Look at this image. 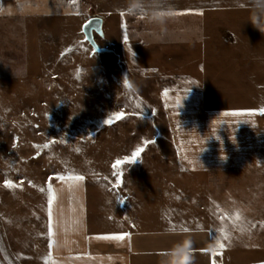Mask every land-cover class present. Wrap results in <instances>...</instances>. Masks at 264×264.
Instances as JSON below:
<instances>
[{"label":"rangeland","instance_id":"1","mask_svg":"<svg viewBox=\"0 0 264 264\" xmlns=\"http://www.w3.org/2000/svg\"><path fill=\"white\" fill-rule=\"evenodd\" d=\"M2 2L0 219L21 262L46 261L47 187L69 175H82L86 181L93 226L109 227L125 217L151 229L155 222L166 225L164 217L174 210L179 216L185 212L187 226L197 228L200 207L214 213L220 202L223 211L251 214L255 232L263 231L257 235L260 244L253 247L264 248V169L237 160L222 171L188 173L179 166L172 145L162 90L203 85L208 78L210 87H224L209 91L215 107L237 92L235 82L221 83L220 75L218 80L202 73L201 45L184 43L196 40L198 27L187 36L182 15L154 25L143 16L107 10L116 7L112 1H47L31 10L21 0ZM91 17L104 20L103 35L94 33V39L105 52H95L85 39L82 26ZM254 98L264 105V94ZM117 112L125 117L106 124ZM145 140L153 143L145 146ZM137 147L145 151L135 163L120 166L121 183L114 188L112 165ZM9 180L18 187H6ZM77 185V193L69 182L54 190L51 226L62 222L72 227L71 195L76 193L77 199L83 194ZM221 254L224 264H254L247 255L264 264L262 250Z\"/></svg>","mask_w":264,"mask_h":264},{"label":"crops","instance_id":"2","mask_svg":"<svg viewBox=\"0 0 264 264\" xmlns=\"http://www.w3.org/2000/svg\"><path fill=\"white\" fill-rule=\"evenodd\" d=\"M47 1L56 0H21V3L31 10ZM65 1L73 2L58 0L61 3ZM103 1L115 2L116 7L107 10L117 14L124 12L122 9L127 2ZM171 3L175 12L185 13L182 14V27L186 28L184 33L187 36L199 28L198 34L195 33L196 40L187 38L183 42L191 46L196 41L201 45L202 73L218 80L220 75L221 83L235 82L237 85L235 95L224 97L225 105L216 107L209 91L224 87H210L212 80L208 78L203 85L161 91L160 99L179 166L188 173H207L225 170L233 162L242 160L264 169V114L260 111L264 105H257L254 98L264 94V34L250 22L252 16L247 0H171ZM166 90L167 96L164 94ZM62 182H69L76 193L79 183L83 194H77L80 197L77 199L76 193L71 195L70 207L74 211L70 229L60 222L51 226L50 235L47 218L48 251L44 264H161L166 251L185 240L191 242L192 264H213V261L224 264L221 254L224 251H264V248L253 247L260 244L257 235L263 231L255 232L251 214L240 212L237 219V212L232 209L223 211L220 202L215 204L214 213L209 208L200 207L202 222L197 228L187 226L189 217L185 212L179 216L174 210L164 217L163 224L166 225H162V221L155 222L151 229H144L133 219L125 217L108 224L109 227H96L89 220L84 191L86 181L66 178L54 184L53 190L59 189ZM63 207L61 215L65 217L67 212ZM176 218L180 220H174ZM185 228L188 231H184ZM225 233L228 239H224ZM127 234H130V239ZM117 235L125 238H102ZM217 238L224 247L213 255L218 247ZM245 258L254 264L261 263L249 255ZM0 264H25L15 254L1 219Z\"/></svg>","mask_w":264,"mask_h":264},{"label":"clouds","instance_id":"3","mask_svg":"<svg viewBox=\"0 0 264 264\" xmlns=\"http://www.w3.org/2000/svg\"><path fill=\"white\" fill-rule=\"evenodd\" d=\"M247 7L252 16L250 22L264 34V0H247ZM122 10L131 16H143L154 25L172 18L176 11L171 0H127ZM192 255L191 242L185 240L167 250L161 264H192Z\"/></svg>","mask_w":264,"mask_h":264},{"label":"snow or ice","instance_id":"4","mask_svg":"<svg viewBox=\"0 0 264 264\" xmlns=\"http://www.w3.org/2000/svg\"><path fill=\"white\" fill-rule=\"evenodd\" d=\"M73 3H75V0H73ZM182 14H185V13H174V15H182ZM202 15V13H199ZM121 15H125L124 13H121ZM92 24V21H89L87 25H85V32L87 31V29L91 26ZM125 40H127V35H125ZM124 84H125V87L131 89L132 85L127 81L125 80L124 81ZM165 96H167V90L165 91ZM261 114H264V109H261ZM237 114H240V113H237ZM125 117V113L123 112H117L115 113L112 117L108 118L105 123L106 124H112L115 120H121ZM150 143H153V141L151 140H145L144 141V145L147 146L148 144ZM36 147H40L39 145H37ZM43 147L47 148L49 147V145H44ZM77 151H79V149H77ZM145 151V148L144 147H137L135 149V151L132 152L131 156H126L124 157V159H117L115 161V163L112 165V168L115 170L113 172V175L117 178V182L115 185H113L114 188H118L120 186V177L123 175V173L120 171V166L123 165V164H133L135 163L136 161L139 160L141 154ZM59 179L61 180H64L66 179L65 176H60ZM67 179L69 180H74V181H78V182H82L84 180V177L82 175H69L67 177ZM5 186L6 187H9V188H15V187H18V185H15L13 184L10 180L9 181H5ZM41 192H44L45 189L44 188H41L40 189ZM47 191L50 193V196H49V200H48V215H49V220L51 221V216H52V203H53V200L55 199V195H54V190H53V187H52V184L49 183L48 184V187H47ZM119 201L120 203H123V199L122 198H119ZM237 219L240 218V214L237 213V216H236ZM264 226V225H262ZM253 227H255V225H253ZM184 231H188V229H184ZM49 234L51 235V222L49 223ZM128 235V238L130 239V234H127ZM103 239H115V240H123L125 237L122 236V235H117V236H105V237H102ZM228 235L225 233L224 235V239H228ZM218 240V247H217V250L216 252L213 253V255H216L217 252H219L220 249H222L224 247V245L222 243H219V238H217ZM213 264H215V261H213Z\"/></svg>","mask_w":264,"mask_h":264},{"label":"water","instance_id":"5","mask_svg":"<svg viewBox=\"0 0 264 264\" xmlns=\"http://www.w3.org/2000/svg\"><path fill=\"white\" fill-rule=\"evenodd\" d=\"M89 21H92L91 26L87 29L85 32V25L88 24ZM82 31L85 36V39L88 41V43L91 45L93 50L95 52H105L107 49L99 48L96 44V41L94 39V33L103 35V19L100 17H91L88 21H86L82 26Z\"/></svg>","mask_w":264,"mask_h":264}]
</instances>
